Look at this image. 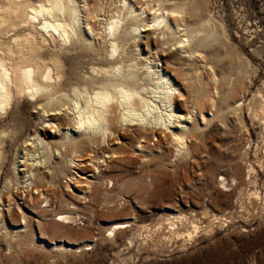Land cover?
Masks as SVG:
<instances>
[{"label":"rangeland","instance_id":"obj_1","mask_svg":"<svg viewBox=\"0 0 264 264\" xmlns=\"http://www.w3.org/2000/svg\"><path fill=\"white\" fill-rule=\"evenodd\" d=\"M201 1L227 35V48L217 44L208 50L214 59L212 76L228 77L230 69L224 64L233 54L246 70L244 87L233 90L229 101H218L222 115L211 122L200 120L201 129L186 134L188 151L183 154H177L170 130L124 127L108 143L80 149L76 165L59 175L41 166L45 184L32 183V192L23 191V183H13L14 162L25 168L18 163L25 152L21 143L29 134L34 139L37 130L55 145L66 131L54 133L50 124L36 119L34 103L25 102L12 116L13 126H22L18 139L2 143L0 192L7 199L5 205L0 203V264H264V0ZM186 13L187 20L197 18L194 12ZM154 35H141L146 57L155 54L160 42ZM170 40L157 47V53L175 52ZM44 51L43 58L51 64L54 52ZM57 52L67 79L78 76L83 66L74 53L63 46ZM222 56L226 59L220 65ZM159 58L165 73L186 94L183 78L166 64L164 55ZM184 97L177 110L187 115L193 107ZM240 100L241 111L228 107ZM206 109L205 117L211 118L213 112ZM64 118L61 114L52 121L63 123ZM182 124L187 129L195 125L194 120ZM52 150L56 156L48 166L63 160ZM9 179L10 192L5 188ZM9 203L8 214L4 209ZM120 223H127L126 228L112 232Z\"/></svg>","mask_w":264,"mask_h":264},{"label":"bare ground","instance_id":"obj_2","mask_svg":"<svg viewBox=\"0 0 264 264\" xmlns=\"http://www.w3.org/2000/svg\"><path fill=\"white\" fill-rule=\"evenodd\" d=\"M107 2L109 5L105 8ZM186 11L196 13L197 18L187 20ZM145 31L155 34L160 41L155 54H148L150 57L140 47ZM169 38L175 42L172 44L175 52L157 53V47L171 43ZM226 39L223 25L215 21L206 2L201 0H0V123L6 122L4 127L0 124V160L6 138L18 139L22 126L14 127L12 116L27 101L34 103L33 113L38 121L50 124L54 133L66 131L55 145L43 139L37 130L34 139L29 134L20 145L25 152L18 163L25 168L20 170L14 162L17 177L6 181L5 188L10 192L9 184L13 185V180L15 184L23 183V191H31L32 183L41 184L46 180L40 172L41 166L59 175L65 168L76 165L74 156L80 149L108 143L128 126L170 130L177 154L188 151L187 133L191 136L201 129L200 120L211 122L222 115L224 108L219 107L218 101H229L233 90L244 87L246 70L241 59L233 54L226 56L229 60L224 64L230 69L228 77L224 73L219 79L211 74L214 59L208 50L217 44L227 48ZM60 46L74 53L78 64L83 66L78 76L67 79L59 65L61 57L57 49ZM44 49L54 52L51 64L43 58ZM159 55H164L166 64L183 78L186 94L165 73ZM225 59L220 58L218 64ZM204 73L211 75L204 79ZM184 95V102H190L193 107L187 115L177 110L178 101ZM241 101L228 107L239 112ZM207 107L213 112L211 118L204 115ZM60 113L67 121L59 120L61 123L55 124L52 120H57ZM190 120L195 125L187 129L182 123ZM43 131L47 133L48 129ZM72 132L79 137H74ZM31 147L35 149L31 151ZM52 148L63 160L48 166L51 157L56 156ZM19 173L22 177H18ZM30 194L25 198L28 208ZM4 195L0 192L3 205L7 199ZM9 208L10 203L3 209L9 214ZM25 222L22 224L26 225ZM170 225L174 227V223ZM126 226L127 223L116 224L111 231ZM171 231L178 233L175 227Z\"/></svg>","mask_w":264,"mask_h":264}]
</instances>
